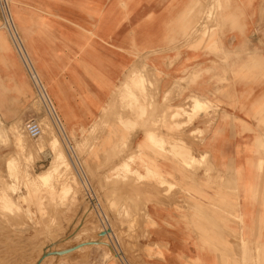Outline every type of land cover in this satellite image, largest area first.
Segmentation results:
<instances>
[{
    "label": "crops",
    "instance_id": "crops-1",
    "mask_svg": "<svg viewBox=\"0 0 264 264\" xmlns=\"http://www.w3.org/2000/svg\"><path fill=\"white\" fill-rule=\"evenodd\" d=\"M10 6L22 17L24 27L16 29L30 57L24 94L31 90L26 72L35 70L69 143L109 124L116 134H101L103 142L124 137L121 120L108 123L104 111L115 91L120 110L130 69H143V96L133 86L132 155L107 164L119 168L131 157L141 175L179 178L172 192L170 185L143 192L151 198L148 232L163 254L160 264H264V54L250 52L262 45L264 0H10ZM210 9L212 36L192 34ZM193 98L207 101L208 110L191 121L172 119ZM150 134L164 140L162 148L152 146ZM108 156L101 153L100 163ZM203 158L204 167L187 164Z\"/></svg>",
    "mask_w": 264,
    "mask_h": 264
},
{
    "label": "rangeland",
    "instance_id": "rangeland-1",
    "mask_svg": "<svg viewBox=\"0 0 264 264\" xmlns=\"http://www.w3.org/2000/svg\"><path fill=\"white\" fill-rule=\"evenodd\" d=\"M10 13L12 26L16 29L18 25L22 30L24 25L18 9L14 10L10 6ZM3 14L0 8V35L6 40L0 41V59L5 54L10 63L0 61V127L4 134L0 132V173L6 174L9 159L24 154V163L36 162L33 164V173L46 170L54 162L60 166L61 176L55 185H0V264H160L163 254L158 245L150 243L148 232L150 216L147 203L151 198L143 192L147 191L148 186L154 190L163 185H170L169 191L172 192L175 187L173 185H179V178L167 180L164 175L151 170L141 175L136 169H133L135 173L130 172L129 168L124 170V164L114 169L107 164L116 159L117 155H130L133 152L131 134L134 128L129 120L133 118V101L137 96L134 87L133 93L128 96L124 91L126 94L121 97L123 99L119 111L118 93L115 91L103 115L108 123L121 120V128L126 131L124 137L120 140L110 139L109 143L103 142L101 134H116L117 126L109 124L94 126L88 132L83 131L81 141L69 143L53 114L50 100H44L27 72L31 90L24 94V65ZM262 19L259 35L262 45L254 46L250 52L264 54V11ZM214 25L212 9L208 16L203 11L192 28V34L202 38L212 36ZM22 40L24 42V38ZM13 67L16 72L2 71L12 70ZM137 74L140 77L136 85H133L141 89L138 93L143 96L142 89L148 79L142 68L132 67L129 72L130 82ZM190 105L183 106V113L171 115L172 119L189 117L191 121L198 112L193 110V101ZM140 106L142 104L137 102V118L143 117V113L138 112ZM30 119H35L41 128L44 126L39 135L44 137L40 141L39 136H27L28 143L35 141V145L45 146L43 151L38 149L32 153L35 159L26 161V153H29L25 150L22 152L18 146L15 129L27 135L25 122ZM122 119L126 122H122ZM45 134L50 139L51 136L52 139L57 138L59 142L48 143L50 140ZM153 139L150 142L154 148L163 147L162 140ZM178 147L181 149L184 146L181 144ZM101 153H109L105 164L100 163ZM92 155L95 157L92 158ZM54 157H57L56 160ZM130 159L133 166L134 160ZM204 160L192 159L187 164H194L193 169H196L195 165L206 166ZM91 162L96 165L92 166ZM5 178L8 179L7 176Z\"/></svg>",
    "mask_w": 264,
    "mask_h": 264
},
{
    "label": "bare ground",
    "instance_id": "bare-ground-1",
    "mask_svg": "<svg viewBox=\"0 0 264 264\" xmlns=\"http://www.w3.org/2000/svg\"><path fill=\"white\" fill-rule=\"evenodd\" d=\"M2 12L4 13L3 15H4V18H5V20H6V23H7V25L9 26V28H10V30H11V34H12V37H13V39H14V43H15V45H16V48H17V52H18V54H19V57H20V60H21V62H22V64L23 65H25V67H27L26 66V64L27 65H29V60H30V57H29V52L27 51H25V49H24V42H23V40H22V38L19 36V34L17 33V31H16V29L12 26V23H11V20H12V18H11V13H10V0H8V5L6 6V7H3V9H2ZM4 20V21H5ZM194 28V27H193ZM197 28H199V25H198V27ZM193 31V30H192ZM3 40V42H4V40H5V37H3V36H1L0 35V41H2ZM6 41V40H5ZM3 51V50H2ZM0 61H1V63H10V60H9V58H8V56H6L5 54L4 55H2L1 56V59H0ZM26 63V64H25ZM31 65V64H30ZM32 66V65H31ZM28 68V67H27ZM31 69V68H30ZM28 71H29V69H28ZM31 71V72H30ZM29 71V73H30V76H31V79L33 80V82H34V84H35V86L37 87V89H38V91H39V93L42 95V97L44 98V100H48L49 101V98H48V95H47V93H46V89H45V87H44V84L42 83V81L40 80V78L38 77V75H37V73H36V71L35 70H30ZM138 77H140L138 74L137 75H135L134 76V78L132 79V83L131 82H127V84H126V87H124L125 88V92H127L128 94H127V96L128 95H130L131 93H133V86L134 85H136V82H137V80H138ZM134 84V85H133ZM120 93H122V92H120ZM123 95H125L124 93H122ZM122 97V96H121ZM47 98V99H46ZM124 98H126V96H124ZM123 99V98H122ZM192 101H193V110L195 111V112H199V111H204V110H206V109H208L209 108V104H208V102L207 101H204V100H200V99H197V98H193L192 99ZM50 102V101H49ZM126 104H128V103H126ZM190 105V104H189ZM191 106V105H190ZM189 106V107H190ZM186 107V106H185ZM215 109V108H214ZM182 111H185V108L183 107V106H181V107H179L174 113H172L171 115H173V116H176L177 114L179 115L180 114V112H182ZM186 111H188V110H186ZM133 113V112H132ZM183 113V112H182ZM191 115V114H190ZM47 116V115H46ZM174 118V117H173ZM44 120V119H43ZM49 122V121H48ZM2 123V122H1ZM44 123H46L47 124V122L45 121ZM50 123V122H49ZM13 124V123H12ZM44 125V124H43ZM47 126V125H46ZM48 126H50V125H48ZM42 128H44V126L42 127ZM47 128V127H46ZM126 128V127H125ZM2 130H3V128H1L0 127V132L2 133ZM15 131L17 132L16 133V142H17V144H18V146L20 147V149H21V151L22 152H24V150H25V152L27 151L28 153H29V155H27V153H26V161L27 160H30L31 158H34V156L32 155V153L34 152V151H37L38 149H40V151H43L44 150V144H40V145H35V141L34 142H32V144H29L28 143V138H27V136L29 137V135L27 134V135H24V133L22 132V131H20V130H17V129H15ZM46 132V131H45ZM49 132V131H48ZM144 132V131H143ZM149 133H150V131H148ZM50 133V132H49ZM152 134V133H151ZM150 134V137H149V139H150V141H152V140H154L153 138V136ZM2 135H4L3 133H2ZM149 135V134H148ZM56 136V135H55ZM42 137H44L43 135H41V136H39V140L40 139H42ZM45 137L47 138H49V136L47 135V134H45ZM45 138V139H46ZM53 137L51 136V139H52ZM29 139H31V138H29ZM44 139V138H43ZM44 139V140H45ZM50 138H49V142L48 143H50V144H54V143H56L57 141H58V139L57 138H55L54 137V139H52L51 140ZM162 139V138H161ZM27 140V142H24V141H26ZM47 140V139H46ZM45 140V141H46ZM156 140V139H155ZM31 141V140H30ZM33 141V140H32ZM41 141V140H40ZM48 141V140H47ZM164 141V140H163ZM59 142V141H58ZM57 142V143H58ZM159 142V141H158ZM181 142V141H180ZM34 143V144H33ZM152 143V142H151ZM37 144V143H36ZM188 144V143H187ZM179 145V144H178ZM53 146V145H52ZM153 146V145H152ZM182 147H183V144H182ZM151 148V147H150ZM188 148V147H187ZM186 148V149H187ZM192 148V147H191ZM61 150V149H60ZM136 150V149H135ZM170 150V149H169ZM193 150V149H192ZM58 151H59V148H58ZM172 151V150H171ZM174 151V150H173ZM61 152V151H60ZM57 153V152H56ZM66 153V152H65ZM130 152H128V154H129ZM60 154V153H59ZM127 154V153H126ZM190 154H193V153H190ZM206 154V153H205ZM62 155V154H61ZM130 155H132V152H131V154ZM203 155V154H202ZM60 156V155H59ZM58 156V157H59ZM125 156V155H124ZM65 157V156H64ZM127 157H128V155H127ZM56 158L57 157H54V159L56 160ZM35 159V158H34ZM129 159H130V157H129ZM133 158H131L130 160H132ZM191 159V158H190ZM54 160V161H55ZM67 160V159H66ZM127 160V159H126ZM195 160V159H194ZM200 160V159H199ZM68 161V160H67ZM31 161H29V163H28V161L27 162H25L24 163V154H23V156L22 157H19V158H12V159H9V161H8V163H7V169H6V174L5 175H2L1 173V178H0V185H8V184H12V185H20V183H21V185H55V181H58L59 179H60V176H61V170H60V166H58L56 163H54V162H52L51 163V165H49V168H47L46 170H44V171H40V172H36V173H33V166L35 165V163L33 162V164L32 163H30ZM61 162V161H60ZM59 162V163H60ZM132 162V161H131ZM131 162L128 160V161H126V162H124V170L126 169V170H128V168L129 169H131V171L130 172H132L133 171V167H132V164H131ZM134 162V161H133ZM4 163H5V161H4ZM4 163H3V165H4ZM2 163H0V166H2L1 165ZM62 164V163H61ZM123 166V165H122ZM69 167V166H68ZM4 168H6V167H4ZM34 169H35V167H34ZM3 171L5 170V169H2ZM67 170V169H66ZM136 171V170H135ZM63 172H64V170H63ZM127 172V171H126ZM134 172V171H133ZM135 173V172H134ZM133 173V174H134ZM150 173V172H149ZM4 174V173H3ZM133 174H132V176H133ZM137 175V174H136ZM5 176H7L8 177V179L7 178H5ZM67 176H69V175H67ZM130 177V176H129ZM9 178H10V180H9ZM144 178V177H143ZM132 179V178H131ZM140 180V179H139ZM126 182H127V180H126ZM140 182V181H139ZM69 183V182H68ZM122 183V182H121ZM145 183V182H144ZM118 184V183H117ZM123 184V183H122ZM164 186V185H163ZM18 190V189H17ZM20 191V190H19ZM112 191V190H111ZM24 196V195H23ZM23 199V198H22Z\"/></svg>",
    "mask_w": 264,
    "mask_h": 264
},
{
    "label": "built area",
    "instance_id": "built-area-1",
    "mask_svg": "<svg viewBox=\"0 0 264 264\" xmlns=\"http://www.w3.org/2000/svg\"><path fill=\"white\" fill-rule=\"evenodd\" d=\"M8 0H0V8L6 7ZM25 131L31 137H38L42 133L41 125L35 120L30 119L25 122Z\"/></svg>",
    "mask_w": 264,
    "mask_h": 264
}]
</instances>
